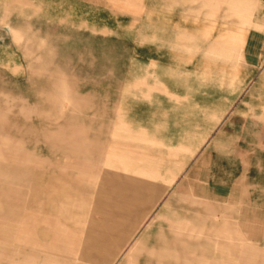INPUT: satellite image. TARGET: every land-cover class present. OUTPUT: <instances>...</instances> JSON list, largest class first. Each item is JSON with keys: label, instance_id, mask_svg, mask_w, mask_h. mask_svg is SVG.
<instances>
[{"label": "rangeland", "instance_id": "rangeland-1", "mask_svg": "<svg viewBox=\"0 0 264 264\" xmlns=\"http://www.w3.org/2000/svg\"><path fill=\"white\" fill-rule=\"evenodd\" d=\"M165 1L180 0H0V163L23 173L0 181V201L15 210L0 214V264H110L96 250L86 256L90 231L115 218L133 187L145 197L132 239L143 250L129 264H226L244 260L247 247L263 261L261 121L248 126L254 163H219L214 151L166 145L146 127L157 98L144 92L138 58L165 52L181 30ZM189 1L205 4L199 14L210 20L221 10V0ZM245 122L238 118L236 129ZM180 232L186 246L172 242ZM152 247L189 259L159 262ZM125 248L122 241L112 260L127 264Z\"/></svg>", "mask_w": 264, "mask_h": 264}, {"label": "crops", "instance_id": "crops-1", "mask_svg": "<svg viewBox=\"0 0 264 264\" xmlns=\"http://www.w3.org/2000/svg\"><path fill=\"white\" fill-rule=\"evenodd\" d=\"M204 6L200 1L192 4L189 0H180L174 5L165 1V5H160L173 8L170 23L180 26L181 30L172 31L169 38L172 42L165 52L138 58L145 73V78L139 80L144 84V92L152 99L157 98L155 103H150L154 108L146 127L166 145L176 144L202 153L214 151L221 158L219 163H254L253 132L248 131V126H253L257 118L261 121L260 139L254 144L264 150V0H221L218 5L221 10L212 20L204 11L199 14ZM176 8H180V15L174 20L172 15ZM190 9H196V13ZM206 73L216 74V78L206 81L203 79ZM238 118L246 121L240 130L235 124ZM205 120L210 122L204 126ZM122 165L140 174H157L147 165ZM170 173L165 178L168 184L176 177L174 172ZM22 175L19 167L0 163V181L22 180ZM64 189L59 188L62 192ZM132 189L131 196L123 195L115 218L107 217L111 214L107 212V226L90 231L89 239L95 242L88 246L86 256H96L92 253L96 250L102 263L118 264L117 258L112 259L121 254L122 241L126 247L122 255L127 264L142 252L141 242H132V239L137 231L136 223L142 221L139 206L145 202V197L141 195V188ZM65 197L69 204L77 205L79 201L75 196L65 194ZM104 202L108 207L111 199L106 198ZM14 211L12 206L0 201V214ZM2 228L6 230L7 225L2 223ZM172 242L182 246L188 243L181 232ZM241 250L244 260L226 264H264V259L260 263L255 259L260 253L248 247ZM148 252L159 262L167 258H183L186 262L189 259L187 254L180 255L166 247L159 250L152 247Z\"/></svg>", "mask_w": 264, "mask_h": 264}]
</instances>
